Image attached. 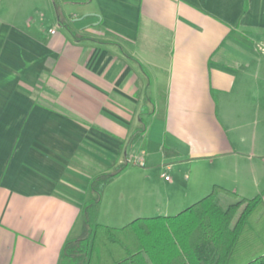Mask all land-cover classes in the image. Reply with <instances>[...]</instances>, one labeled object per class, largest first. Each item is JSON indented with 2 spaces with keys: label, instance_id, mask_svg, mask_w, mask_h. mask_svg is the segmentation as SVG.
<instances>
[{
  "label": "crops",
  "instance_id": "crops-1",
  "mask_svg": "<svg viewBox=\"0 0 264 264\" xmlns=\"http://www.w3.org/2000/svg\"><path fill=\"white\" fill-rule=\"evenodd\" d=\"M0 9V264H58L82 234L91 178L125 161L144 179L174 173L173 199L148 216L213 184L264 201V0Z\"/></svg>",
  "mask_w": 264,
  "mask_h": 264
},
{
  "label": "trees",
  "instance_id": "trees-1",
  "mask_svg": "<svg viewBox=\"0 0 264 264\" xmlns=\"http://www.w3.org/2000/svg\"><path fill=\"white\" fill-rule=\"evenodd\" d=\"M127 166L125 161L91 178L82 234L64 242L58 264H264L262 193L238 198L213 184L174 215L139 216L121 227L99 223L104 188ZM219 192L238 199L221 209L215 202Z\"/></svg>",
  "mask_w": 264,
  "mask_h": 264
},
{
  "label": "rangeland",
  "instance_id": "rangeland-1",
  "mask_svg": "<svg viewBox=\"0 0 264 264\" xmlns=\"http://www.w3.org/2000/svg\"><path fill=\"white\" fill-rule=\"evenodd\" d=\"M128 166L129 170L127 172L111 181L107 186L97 216L99 223L108 224L109 226L111 224L114 226H122L136 216L153 214L155 212V206H164L168 201L173 199L170 195L171 192L167 188V185H170V182L174 179V173L172 171L167 172L162 170L168 174L171 180L161 178L160 170L157 171L154 169L148 170V178L145 177L144 179L143 174L138 170L139 168L143 169V167L139 165L135 166L134 164H128ZM139 174H141L140 177ZM123 189H125V193ZM122 192L124 193L123 198L121 197ZM186 204L185 206L190 205V203ZM170 210L172 212L170 214L176 212V209Z\"/></svg>",
  "mask_w": 264,
  "mask_h": 264
},
{
  "label": "built area",
  "instance_id": "built-area-1",
  "mask_svg": "<svg viewBox=\"0 0 264 264\" xmlns=\"http://www.w3.org/2000/svg\"><path fill=\"white\" fill-rule=\"evenodd\" d=\"M51 32H54L53 30ZM162 176L165 178V179H169V176L165 173L162 174Z\"/></svg>",
  "mask_w": 264,
  "mask_h": 264
}]
</instances>
